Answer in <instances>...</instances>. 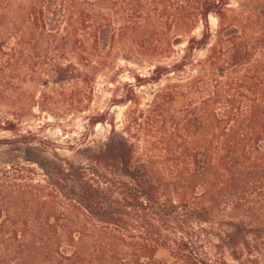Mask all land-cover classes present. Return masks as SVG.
<instances>
[{
	"label": "rangeland",
	"instance_id": "obj_1",
	"mask_svg": "<svg viewBox=\"0 0 264 264\" xmlns=\"http://www.w3.org/2000/svg\"><path fill=\"white\" fill-rule=\"evenodd\" d=\"M76 2L0 0V264L128 263L94 254L111 242L101 237L72 254L61 232L71 201L85 202L62 170L100 188L125 180L94 161L113 133L133 146L131 167L184 207L159 225L165 238L228 264H264V0L113 11ZM82 12L96 18L97 39L70 34ZM164 140L171 151H153ZM156 259L170 261V248Z\"/></svg>",
	"mask_w": 264,
	"mask_h": 264
},
{
	"label": "trees",
	"instance_id": "obj_2",
	"mask_svg": "<svg viewBox=\"0 0 264 264\" xmlns=\"http://www.w3.org/2000/svg\"><path fill=\"white\" fill-rule=\"evenodd\" d=\"M69 9L80 1L83 7L105 6L111 11L116 9L118 4L122 7H133L139 0H68ZM189 2L190 0H182ZM95 3V4H94ZM80 5V6H81ZM139 12L132 11L131 16ZM182 13L175 14L178 19ZM209 12L201 13L200 16L206 19ZM36 25L43 22L36 19L35 9L33 11ZM40 15V14H39ZM78 24L73 20L70 22L71 35L77 39L80 33L83 37L96 33L95 19L90 15L80 13ZM198 16V15H195ZM44 25V24H43ZM94 39H97L95 34ZM79 43V42H78ZM75 40L71 48L79 50V44ZM264 110V109H263ZM255 114V111H254ZM130 130H126L129 134ZM116 140L109 139L103 149L97 152L95 162L103 165L105 170L115 171L125 179L123 182L107 183L105 188H100L99 183L93 180H84L82 172L68 166L62 170V182L67 186L68 182L76 181L83 186L82 201H71L70 211L72 214H64L66 220L62 224L63 237L67 239L68 246L73 249L72 254H82L83 245L88 238L101 237L103 240L111 241L109 245L100 242L92 248L94 254H128V263L116 260V255L110 259V264H228L222 256L214 259L204 254H191L190 244L187 238L174 240L165 238L162 235L161 226H167L172 221L178 220L179 211L184 207H178L172 200H166L163 189H154V186H161L155 179L146 181L142 168H132L133 146L130 141L122 135L112 134ZM158 148L153 151L162 150L170 152L172 143L164 140ZM82 171V170H80ZM64 190V189H62ZM65 196L72 193L63 191ZM53 199V198H52ZM103 203V204H102ZM109 204H112L108 206ZM55 205V200H52ZM181 209V210H180ZM56 225H59L60 218H52ZM50 228L54 226L50 225ZM54 239L60 240L61 235L55 232ZM115 243H119L123 251H118ZM170 248V261H158L156 254L160 249ZM70 264H76L74 259L68 258ZM106 262V261H105ZM99 264H105L102 260ZM236 264L243 262L236 260Z\"/></svg>",
	"mask_w": 264,
	"mask_h": 264
}]
</instances>
